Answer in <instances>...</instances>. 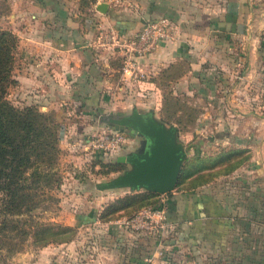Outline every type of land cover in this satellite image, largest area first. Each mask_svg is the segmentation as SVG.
<instances>
[{"label": "crops", "instance_id": "1", "mask_svg": "<svg viewBox=\"0 0 264 264\" xmlns=\"http://www.w3.org/2000/svg\"><path fill=\"white\" fill-rule=\"evenodd\" d=\"M75 1L0 0V17L17 40L13 102L52 111L57 121L67 114L96 115L103 108L127 114L133 107L152 110L158 118L160 99L180 96L199 103L200 126L215 129L210 140L248 153L233 171L165 195L169 236L130 233L117 225L121 219L100 223V204L73 215L64 224L78 228L89 221L84 224L91 234L88 264H144L147 258L153 264H264V116H259L264 106H249L240 87L255 75L259 53L251 33L264 28V0H144L140 7L139 0H129L133 13H144L137 17L139 25L119 15L111 18L109 11L97 16L100 24L124 34L136 32L144 19L163 16L171 22L173 38L138 60L146 78L134 85L121 82L118 54L97 44L90 22L73 10ZM260 91L264 99V82ZM61 142L60 148L67 146ZM71 242L57 249L70 251Z\"/></svg>", "mask_w": 264, "mask_h": 264}, {"label": "rangeland", "instance_id": "2", "mask_svg": "<svg viewBox=\"0 0 264 264\" xmlns=\"http://www.w3.org/2000/svg\"><path fill=\"white\" fill-rule=\"evenodd\" d=\"M93 1L76 0V6L71 7L73 10L83 14L82 18H87L86 20L90 22L94 31H96L95 28L97 26H113L109 24H100L101 20L99 17L108 13V11L111 18L119 15L120 17H118V19H124V17H126L132 20L136 25H139L140 23L137 17L144 16L142 11L140 14L133 13L131 10V3L129 5L126 4L129 0ZM96 1L107 4V10L105 13H100L95 10ZM139 1L140 4H138V7L143 5V2H145L144 0ZM125 6L127 9H124ZM140 9L142 10V7ZM89 14H92V17L90 15L88 18L87 16H89ZM93 14H96L95 17H93ZM253 21L254 20H251V23ZM5 27L6 23L3 20V17H0V29H6ZM256 27L258 28L259 25ZM251 44L252 46H255L256 52L259 53L256 62V69L254 71L255 75H253V77H249L251 78L250 80H245L244 84L240 87H243L244 89L246 101L249 106L255 105L263 107V92L260 91V88L261 84L264 82V72H261V67L264 66V28H259L257 30L254 28L252 30ZM12 86L8 87L6 97L11 103L18 105L13 102L12 97H9ZM109 101L112 100L109 98ZM197 106H199V103H197L196 100H189L180 96L176 97L169 94L165 96L164 100L160 99L158 102V107L160 108L159 114H157L159 115L158 119L165 125H172L175 128L176 140L183 145L185 150L186 156L182 161L180 168L188 159L191 160L198 157L212 156L215 153L230 147L229 145H221L219 142L210 140V137L215 135V129L212 128V125L210 124L200 126V120H198L199 116H197L199 108ZM38 110L42 112H49L43 111V109L39 108ZM97 111L96 115L86 114L79 116L67 114L62 116L60 121L55 119L61 126L60 139H62L61 141H63V144L73 140V142H75L73 146L65 144V146H67L62 148H60V144L62 142L60 140L58 142V147L61 149L57 160V170L60 175V184L57 187L53 186L50 189H45L44 193L47 195L50 194L52 197L42 200L38 204V207H36L29 214L22 213L20 215L5 216L11 218L13 222L7 227L6 236H0V264H88L89 253L85 247L91 234H88L89 230L86 229L87 226L84 224H87L89 221H83V226L79 225L78 228L71 226L74 228V234L69 241L64 242L69 243L72 240L75 241V243H70V251H66L67 249L63 251L58 250L57 245L62 243L50 242L44 246L34 244L31 236L32 228L41 223L67 225L64 224V222L71 220L73 215L84 212L87 209H89L90 213L93 209L95 210L98 208V204L101 205L98 209L99 211L105 203L116 197L123 196L124 194L130 192L145 191L142 188L136 190H129L127 188H95L96 183L105 182L129 167L126 162H119L116 160L117 158L114 157L120 152L119 150H122L128 141H130L131 144L129 149L126 147L127 152L134 150L137 146V142L135 141L136 138L130 136L126 132L128 134V140L124 143L123 147H120L117 151L111 154H104L99 148L97 149L95 147L96 140L111 131L107 123L98 121V116H105L107 114L116 116L122 115L116 110H113L112 113H108L110 110L107 108ZM259 116H264V114L260 113ZM206 120H208V118ZM73 124L75 126L82 124L85 126V129L75 130ZM66 126L69 128H67L68 131L66 130ZM197 127H202V129ZM115 162L120 163L122 169L115 170L117 168H111V166H114L113 164ZM98 163L103 164V166H99ZM173 190H177L176 184ZM172 191H170V193ZM164 197L165 194H157L154 199V204L156 203L155 206L158 207L160 204V207L164 209ZM89 206H91V208H89ZM72 208H76V210H73ZM131 213H127L118 219L128 218ZM1 218L2 215H0V220ZM10 225H13L14 229L12 230L14 231H9ZM117 225L125 228L123 224L119 223ZM15 229L18 231L15 232ZM125 229H127L126 231L130 233L134 232L133 229ZM167 232H165V234H167ZM155 235L159 236V232H156ZM167 236H169V233ZM158 246L159 249L162 248L157 244V247Z\"/></svg>", "mask_w": 264, "mask_h": 264}, {"label": "trees", "instance_id": "3", "mask_svg": "<svg viewBox=\"0 0 264 264\" xmlns=\"http://www.w3.org/2000/svg\"><path fill=\"white\" fill-rule=\"evenodd\" d=\"M16 47L15 35L8 29H0V236L3 237L13 222L5 216L29 214L42 200L52 197L44 193L45 189L60 184L57 160L61 126L52 112L39 111L34 104L15 105L6 97L8 87L16 84L12 77ZM247 158L246 149L230 146L212 156L188 159L179 170L176 189L189 190L206 184L238 168ZM113 165L111 168L115 170L122 169L120 163ZM156 196L150 191L126 193L105 203L96 219L103 223L132 212L131 217L144 208H161L160 204L158 207L154 204ZM164 213L171 222L165 209ZM12 229L10 225L9 231ZM73 234V227L53 223L38 224L31 231L32 242L41 246L67 242Z\"/></svg>", "mask_w": 264, "mask_h": 264}, {"label": "water", "instance_id": "4", "mask_svg": "<svg viewBox=\"0 0 264 264\" xmlns=\"http://www.w3.org/2000/svg\"><path fill=\"white\" fill-rule=\"evenodd\" d=\"M95 10L105 13L107 4L97 2ZM98 121L107 123L111 131H125L134 136L137 146L116 159L129 167L105 182L96 183L95 188H142L157 194L174 189L186 154L183 145L176 140L172 125H165L152 110L138 112L134 107L120 116L99 115Z\"/></svg>", "mask_w": 264, "mask_h": 264}, {"label": "built area", "instance_id": "5", "mask_svg": "<svg viewBox=\"0 0 264 264\" xmlns=\"http://www.w3.org/2000/svg\"><path fill=\"white\" fill-rule=\"evenodd\" d=\"M95 30L97 44L109 47L119 56L121 82L131 85L146 78V73L139 68L138 60L153 52L161 42L173 38L172 24L163 16L143 20L133 34H124L114 26H97ZM127 140L128 134L125 131H110L105 136L99 137L94 145L104 154H111L122 147ZM120 224L149 234L167 232L171 229V224L166 220L162 207L144 208L131 217L122 218ZM162 252V249H158L156 258H160ZM144 264L153 263L150 258H147Z\"/></svg>", "mask_w": 264, "mask_h": 264}]
</instances>
